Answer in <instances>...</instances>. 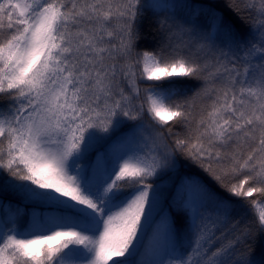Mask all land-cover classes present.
Segmentation results:
<instances>
[{"label": "trees", "instance_id": "1", "mask_svg": "<svg viewBox=\"0 0 264 264\" xmlns=\"http://www.w3.org/2000/svg\"><path fill=\"white\" fill-rule=\"evenodd\" d=\"M125 150L142 176L100 194ZM137 191L142 210L161 204L139 250L100 252ZM202 249L264 264V0H0V264H184Z\"/></svg>", "mask_w": 264, "mask_h": 264}, {"label": "rangeland", "instance_id": "2", "mask_svg": "<svg viewBox=\"0 0 264 264\" xmlns=\"http://www.w3.org/2000/svg\"><path fill=\"white\" fill-rule=\"evenodd\" d=\"M145 128L146 130H150L151 127L150 125H145ZM92 141L94 142V140ZM46 152V158L49 160L52 166L48 162L47 163L56 172L62 173L66 166L63 153L61 151H55L52 149H49ZM123 153L124 154L121 153L118 156L119 166L116 171L105 182L101 181V183L97 186V190L100 194L110 191L114 184V181L120 176H142L143 170L141 168L144 166V164L146 165L145 160L142 161V163L139 162L138 164V162L134 161V156L129 154L128 151L125 150L123 151ZM151 168L157 170V174L165 172L160 163L153 159ZM23 192H26V190H24ZM25 195L27 201H35L36 199H38L37 195L31 190L27 191ZM134 195L135 198L133 201H135L136 203L128 199L125 202V205H127L125 209L120 208L114 214L106 217L104 229L99 232L98 235V244L100 245V252L104 251L107 255L112 256L113 254L118 252L119 247H122L121 244H123L126 239L127 242L124 249L127 252V257L134 255L139 250L141 243L144 239L145 233L152 221L154 220L156 213L159 211L161 204L156 200L158 197V194H156L155 201H147L146 205H144L142 210L140 201L143 199V193L137 191L134 193ZM130 220L134 223L137 221L132 230L129 225ZM119 223H121L122 225L117 226L116 224ZM200 225L201 223L199 224V226ZM60 231L62 230L54 228L51 230L50 235L52 237L62 238L66 236H71L74 233L73 230H67L63 233ZM201 243L203 242H200V244ZM112 246H115V248H112ZM108 247L110 248L106 251L105 249H107ZM203 252V249L197 250L194 259H191L189 262H185L184 264H223L224 257L219 255H215L208 262H204L205 255Z\"/></svg>", "mask_w": 264, "mask_h": 264}]
</instances>
